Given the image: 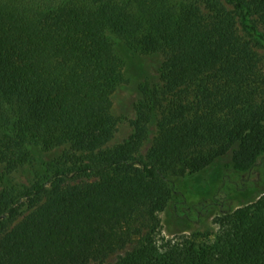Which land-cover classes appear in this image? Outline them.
<instances>
[{
    "label": "trees",
    "instance_id": "trees-1",
    "mask_svg": "<svg viewBox=\"0 0 264 264\" xmlns=\"http://www.w3.org/2000/svg\"><path fill=\"white\" fill-rule=\"evenodd\" d=\"M253 17L264 27V0H0V164L10 171L32 162V147H67L31 185L0 193V264L99 260L143 230L115 264H264V195L218 217L212 240L155 233L172 199L185 201L188 175L229 153L243 169L264 154L259 58L238 34V18L257 32ZM120 47L164 62L133 134L108 149Z\"/></svg>",
    "mask_w": 264,
    "mask_h": 264
},
{
    "label": "rangeland",
    "instance_id": "rangeland-1",
    "mask_svg": "<svg viewBox=\"0 0 264 264\" xmlns=\"http://www.w3.org/2000/svg\"><path fill=\"white\" fill-rule=\"evenodd\" d=\"M198 2L200 0H191ZM257 32L252 33L241 24L238 18V34L247 41L259 58L256 77L258 87L264 88V27L255 17L250 18ZM118 55L122 60V81L111 95L112 115L116 119V130L106 145L111 149L126 141L134 132L133 123L136 119V105L142 98L144 88L156 89L161 85L160 68L164 62L161 54L134 53L127 47H120ZM259 88V89H261ZM172 98L161 103L155 111L150 123L148 138L141 145L139 154L144 156L150 149L158 135L157 126L164 109ZM32 162L18 166L8 171L4 164H0V193L7 189H20L31 185L40 170L61 158L67 147L30 149ZM173 181V176H169ZM178 182V181H177ZM182 181L187 191L185 201L181 198L172 199L170 206L159 214L160 224L155 233L158 237L178 238L187 236L197 241H209L218 231L216 219L225 212L233 211L240 206L250 204L264 195V154H262L250 168L237 167L229 153L216 160L208 169L197 174L188 175ZM30 210L24 209L13 225L18 224ZM149 233L143 230L134 237L128 246L105 258L88 260L82 264H115L141 245Z\"/></svg>",
    "mask_w": 264,
    "mask_h": 264
}]
</instances>
